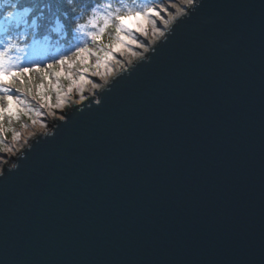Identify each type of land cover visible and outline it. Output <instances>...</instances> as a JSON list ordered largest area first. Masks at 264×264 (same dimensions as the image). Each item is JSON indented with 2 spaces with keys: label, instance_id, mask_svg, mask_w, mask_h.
Instances as JSON below:
<instances>
[{
  "label": "water",
  "instance_id": "obj_1",
  "mask_svg": "<svg viewBox=\"0 0 264 264\" xmlns=\"http://www.w3.org/2000/svg\"><path fill=\"white\" fill-rule=\"evenodd\" d=\"M205 3L225 6L207 9L218 19L214 31L203 28V37L191 34L180 47L166 51L160 65L123 90L105 114L79 126L68 143L54 146L52 159L38 161L12 181L6 193L0 191V264L11 258L23 264L235 258L229 249L154 245L131 227L133 217L143 215L140 203L168 174L180 141L206 136L215 127L209 118L226 116L235 104L250 188V227L256 237L246 258L259 264L264 153V33L259 5L264 0ZM232 5L257 7H227ZM235 32L240 39L221 46ZM216 131L223 136L222 129ZM218 147L229 150L227 143Z\"/></svg>",
  "mask_w": 264,
  "mask_h": 264
},
{
  "label": "snow or ice",
  "instance_id": "obj_2",
  "mask_svg": "<svg viewBox=\"0 0 264 264\" xmlns=\"http://www.w3.org/2000/svg\"><path fill=\"white\" fill-rule=\"evenodd\" d=\"M212 7L225 6L205 0L191 7L181 0H46L38 11L42 16L50 13L51 19L43 27L54 29L50 37L63 35L68 45L56 49L29 22L37 10L31 5L17 4V11L0 13V191L6 193L10 183L38 161L52 159L54 146L68 143L79 126L105 114L123 90L136 86L146 72L160 65L166 51L180 47L191 34L203 37V28L214 31L218 19L207 14ZM259 17L264 33V4L259 5ZM22 33L31 37L25 48L16 42L24 39ZM239 39L240 33L235 32L221 46ZM35 51L46 54L33 59ZM9 53L25 55L21 62ZM61 67L67 74L58 71ZM21 95L31 97L38 107ZM209 119L215 121V127L206 136L191 135L187 142L180 141L168 174L157 182L153 195L140 203L143 215L134 216L131 227L154 245L229 249L235 258L133 264H255L246 258L256 237L250 227L251 198L239 137V105H233L226 116ZM14 122L20 124L19 131L11 126ZM217 128L223 136L217 134ZM233 136L235 140L229 139ZM222 142L229 145L227 152L219 149ZM260 213L259 264H264V153ZM8 264L23 262L11 258Z\"/></svg>",
  "mask_w": 264,
  "mask_h": 264
},
{
  "label": "trees",
  "instance_id": "obj_3",
  "mask_svg": "<svg viewBox=\"0 0 264 264\" xmlns=\"http://www.w3.org/2000/svg\"><path fill=\"white\" fill-rule=\"evenodd\" d=\"M126 2H128V0ZM9 3L12 4L11 8L8 7ZM45 3H46V0H3V3L0 4V13L6 14L8 11H13V12L17 11V8H16L17 4H20L23 7H28L29 5H31L33 9H37V10L32 12L30 21L33 18H37L39 20L40 23L38 25V28L42 32V35L44 36V38L49 41L48 46L51 47L52 49L67 47L68 45L64 42L65 37L63 35H60L59 37H50L49 32L54 31V29L43 27V25H45L46 20L51 19L50 13L47 14L46 16H42L40 12L38 11V9H42L45 7ZM105 39L107 40V38ZM30 41H31V37L29 36V38L25 41L18 40L17 45L19 48H25L27 44L30 43ZM45 54L46 52L44 51H35L32 53L31 58L39 59V58H42ZM9 55L18 57L22 62L23 56L25 55V53H11ZM35 82L37 84L39 83L38 80ZM21 96L25 97L24 95H21ZM27 98L30 99L31 97H27Z\"/></svg>",
  "mask_w": 264,
  "mask_h": 264
},
{
  "label": "rangeland",
  "instance_id": "obj_4",
  "mask_svg": "<svg viewBox=\"0 0 264 264\" xmlns=\"http://www.w3.org/2000/svg\"><path fill=\"white\" fill-rule=\"evenodd\" d=\"M140 2H141V0H137V3H140ZM33 22H35V20ZM129 23H134V21H129ZM105 43H107L106 39H105ZM73 70L75 71L76 69H73ZM58 71H60L62 74H67V70L65 68H63V67L58 69ZM49 80H52V78L50 77ZM52 82L54 83V81H52ZM21 98L22 99H26L31 104V106H33L34 108L38 107V105L36 104V102L32 98L29 99L27 97H22V96H21ZM11 126L16 128L18 131L20 130V124H18V123L14 122ZM7 139L9 141H11V133L8 134Z\"/></svg>",
  "mask_w": 264,
  "mask_h": 264
},
{
  "label": "clouds",
  "instance_id": "obj_5",
  "mask_svg": "<svg viewBox=\"0 0 264 264\" xmlns=\"http://www.w3.org/2000/svg\"><path fill=\"white\" fill-rule=\"evenodd\" d=\"M182 3L186 4L188 7H191L192 5L196 4L199 2V0H181ZM6 162V161H5ZM14 166V165H10ZM2 164H0V175H2Z\"/></svg>",
  "mask_w": 264,
  "mask_h": 264
},
{
  "label": "bare ground",
  "instance_id": "obj_6",
  "mask_svg": "<svg viewBox=\"0 0 264 264\" xmlns=\"http://www.w3.org/2000/svg\"><path fill=\"white\" fill-rule=\"evenodd\" d=\"M174 2H179V0H174ZM76 98H78V97H76ZM51 117H48V121H49V123H51Z\"/></svg>",
  "mask_w": 264,
  "mask_h": 264
}]
</instances>
